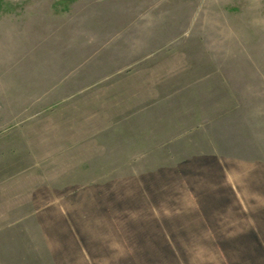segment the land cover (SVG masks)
I'll list each match as a JSON object with an SVG mask.
<instances>
[{"label": "rangeland", "instance_id": "rangeland-1", "mask_svg": "<svg viewBox=\"0 0 264 264\" xmlns=\"http://www.w3.org/2000/svg\"><path fill=\"white\" fill-rule=\"evenodd\" d=\"M0 264H264V0H0Z\"/></svg>", "mask_w": 264, "mask_h": 264}]
</instances>
